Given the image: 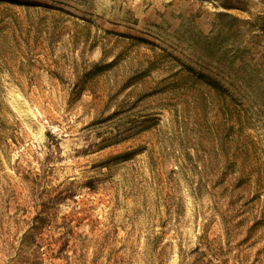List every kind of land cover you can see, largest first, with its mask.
<instances>
[{
	"label": "rangeland",
	"instance_id": "374dc122",
	"mask_svg": "<svg viewBox=\"0 0 264 264\" xmlns=\"http://www.w3.org/2000/svg\"><path fill=\"white\" fill-rule=\"evenodd\" d=\"M0 264H264V0H0Z\"/></svg>",
	"mask_w": 264,
	"mask_h": 264
}]
</instances>
